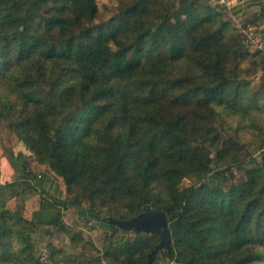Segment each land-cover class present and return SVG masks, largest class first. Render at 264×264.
I'll return each instance as SVG.
<instances>
[{
	"label": "trees",
	"instance_id": "1",
	"mask_svg": "<svg viewBox=\"0 0 264 264\" xmlns=\"http://www.w3.org/2000/svg\"><path fill=\"white\" fill-rule=\"evenodd\" d=\"M118 1L115 15L97 22V0H0V86L26 104L18 111L0 103V159L26 146L62 177L64 208L98 201L114 210L112 229V219L130 220L149 207L165 211L171 249L157 251L153 264L160 252L178 264H262L264 153L244 179L234 171L243 167L236 157L216 171L219 182L210 179L212 147L225 161L237 145L230 138L221 147L210 124L218 107L262 108L261 93L239 73L248 56L264 67V52L245 46L216 0ZM23 166L32 181L29 163ZM186 178L198 182L184 187ZM58 204L53 199L38 211L0 201V264H70L63 225L47 258L25 234ZM116 226L145 235L118 239L94 264H147L162 234Z\"/></svg>",
	"mask_w": 264,
	"mask_h": 264
},
{
	"label": "rangeland",
	"instance_id": "2",
	"mask_svg": "<svg viewBox=\"0 0 264 264\" xmlns=\"http://www.w3.org/2000/svg\"><path fill=\"white\" fill-rule=\"evenodd\" d=\"M99 13L97 22L102 20L111 19L118 10L119 1L118 0H97ZM234 20V19H233ZM234 25L242 32L241 26L245 22L233 21ZM242 34V33H241ZM257 58H260L257 57ZM253 63L252 57L248 56L242 62V69L239 73L241 81H248L250 83V88L254 91H259L261 93V109H252L248 113H228L223 110L222 107L217 109V117L213 123L216 132L219 134V145L224 146V143L233 138L237 141V145L232 147L230 152L225 155V161L218 160L219 153L216 152V147L213 146V157L214 161L213 166L214 172L211 173L210 179H213L216 182L220 181L219 176L215 173L220 167H226L229 161L234 160L233 158H238V160L243 164L242 168H236L234 171L240 179L245 178L246 169L251 167L253 160L260 161L264 153V146L260 144L264 142V67L263 63L256 66ZM17 76L21 77L23 74V69L19 68L16 71ZM49 90V87L43 88V92L46 93ZM0 103L8 104L16 109L21 110L26 108V104L18 97L14 90L10 86H0ZM3 125L7 126L8 123L3 121ZM26 147L24 145H20ZM12 150H5L3 156L0 159V201L7 202L9 200H17L19 203L24 204L27 208L32 210L40 209V202L42 197H48L50 200L59 201L58 205H55L52 209L50 219H45L44 217H39L36 222L37 226L35 228L25 231V234L37 245L38 253L44 258L49 256V245L51 244V237H56V229L59 224L63 225L66 229V254L69 256L70 264H77L79 259L80 261L90 260V264H94L95 260L99 255H102L104 251L110 249L111 245L115 243L118 239L125 237L127 240H133L136 237L144 236L145 234L137 233L136 230H123L116 225L113 226V229L109 227L108 221L112 216L114 210L112 208H103L99 202H95L93 205L81 200V207L78 208L71 206L70 208H64V203L67 202L66 196V186L60 176H56L57 182L59 183V188L63 191V194L60 198L53 197L50 191H45L44 189H38L35 191V187H41L40 182H34L27 179V184L24 187V191L20 195L10 198L9 188H11V182L18 180L23 177L22 171L24 172V163H29V168L32 169L33 177L35 176L36 181L44 179V175L48 174V169L46 165L39 164L35 158L25 159L19 158L17 162L13 161L10 157L13 153H18L19 147ZM10 158V159H9ZM6 159L9 166H16L11 168V170H4L2 167L1 161ZM218 163V164H217ZM11 164V165H10ZM220 165V166H218ZM198 182V179L195 178H186L182 186H189ZM40 183V184H39ZM25 184V183H24ZM32 195V196H30ZM74 195V193L72 194ZM30 196V197H27ZM72 197V196H71ZM87 209H93L97 213H100L105 218L98 219L92 216L85 211ZM84 237L83 234L89 235L92 239L94 246L90 244V240L86 237L85 241H82L78 245H75L73 238L76 236ZM84 244V246H83ZM82 245V246H81ZM82 253V254H81ZM68 260V258H67ZM157 264H178L173 261L170 257L163 255L161 252L158 255ZM264 264V262L262 263Z\"/></svg>",
	"mask_w": 264,
	"mask_h": 264
},
{
	"label": "crops",
	"instance_id": "3",
	"mask_svg": "<svg viewBox=\"0 0 264 264\" xmlns=\"http://www.w3.org/2000/svg\"><path fill=\"white\" fill-rule=\"evenodd\" d=\"M216 3L220 5L234 20L238 22H245L249 25H255L253 22L256 19H259L257 22V26L262 27L264 29V0H216ZM18 153H13L10 157L12 159V162L18 161V155L19 153H22L25 159L28 158H34L32 152L27 147H19ZM9 151V150H8ZM13 152H17L16 150ZM9 158V159H10ZM2 167L4 170H11L12 167L16 169V166L12 164L13 166H9V163H7L6 159H3L1 161ZM11 165V164H10ZM47 167V166H46ZM48 174L44 175L43 181H36V177H33V183L40 182L41 187H35V191L38 189H44L45 191H50L51 194H53V197H60L63 194V187L59 188V183L57 182L56 177H54L53 174H55L53 171L50 170L49 167H47ZM17 170V169H16ZM52 172V173H51ZM23 177L19 178L16 181L11 182V188H9L10 198H14L22 191H24V187L27 184V179L24 175V172L22 171ZM56 175V174H55ZM58 176V175H56ZM25 183V184H24ZM39 183V184H40ZM26 188V187H25ZM32 196V195H30ZM27 196V197H30ZM53 200H50L48 197H42L40 202V209L43 208L44 204H47L48 202H52Z\"/></svg>",
	"mask_w": 264,
	"mask_h": 264
},
{
	"label": "water",
	"instance_id": "4",
	"mask_svg": "<svg viewBox=\"0 0 264 264\" xmlns=\"http://www.w3.org/2000/svg\"><path fill=\"white\" fill-rule=\"evenodd\" d=\"M112 222L123 228H137L146 231L158 230L162 234V241L158 244L156 250L150 255V259L147 264H153L155 255L160 249H171L172 234L168 227L169 218L165 211H160L149 207L143 213L139 214L133 219L125 221L112 219Z\"/></svg>",
	"mask_w": 264,
	"mask_h": 264
},
{
	"label": "built area",
	"instance_id": "5",
	"mask_svg": "<svg viewBox=\"0 0 264 264\" xmlns=\"http://www.w3.org/2000/svg\"><path fill=\"white\" fill-rule=\"evenodd\" d=\"M246 47L256 46L264 52V29L257 25L241 26Z\"/></svg>",
	"mask_w": 264,
	"mask_h": 264
}]
</instances>
